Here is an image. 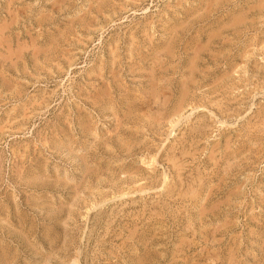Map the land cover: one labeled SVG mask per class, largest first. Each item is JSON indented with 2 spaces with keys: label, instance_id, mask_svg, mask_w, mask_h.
Here are the masks:
<instances>
[{
  "label": "rangeland",
  "instance_id": "rangeland-1",
  "mask_svg": "<svg viewBox=\"0 0 264 264\" xmlns=\"http://www.w3.org/2000/svg\"><path fill=\"white\" fill-rule=\"evenodd\" d=\"M262 46L264 0H0V264H264Z\"/></svg>",
  "mask_w": 264,
  "mask_h": 264
},
{
  "label": "bare ground",
  "instance_id": "bare-ground-1",
  "mask_svg": "<svg viewBox=\"0 0 264 264\" xmlns=\"http://www.w3.org/2000/svg\"><path fill=\"white\" fill-rule=\"evenodd\" d=\"M234 17H235V16H234ZM238 19H239V18H238ZM238 19H237V20H238ZM233 20H234V19H233ZM235 20H236V19H235ZM233 22H234V21H233ZM208 37L210 38V36H208ZM262 47H264V46H262ZM197 106H198V105H197ZM191 107H192V106H191ZM178 116H179V115H178ZM154 163H155V162H154ZM163 182H164V181H163Z\"/></svg>",
  "mask_w": 264,
  "mask_h": 264
}]
</instances>
